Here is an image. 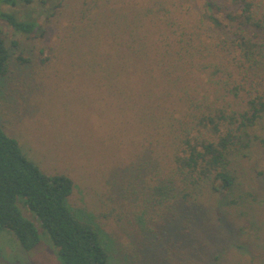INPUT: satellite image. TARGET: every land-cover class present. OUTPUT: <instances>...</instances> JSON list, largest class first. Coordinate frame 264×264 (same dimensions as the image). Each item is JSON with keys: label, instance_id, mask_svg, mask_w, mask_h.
<instances>
[{"label": "trees", "instance_id": "1", "mask_svg": "<svg viewBox=\"0 0 264 264\" xmlns=\"http://www.w3.org/2000/svg\"><path fill=\"white\" fill-rule=\"evenodd\" d=\"M19 1L48 3L0 0V19L29 38L43 35L46 29L35 20L1 10ZM221 1L83 0L84 59L91 66L103 62L113 80H139L126 87L128 98L142 100V121L149 123V154L139 167L145 193L138 206L166 226L190 203L191 188L219 197V209L233 204L240 218L247 210L249 232L260 228L259 217L255 205L243 200L247 192L231 167L250 143L259 140L264 148V140L250 130L264 117V11L255 0ZM18 44L13 41L12 47ZM12 63L11 45L0 31V85L12 74ZM258 175L264 179V170ZM73 191L69 175L45 172L0 123V228L10 230L27 251L40 245L37 227L18 207L24 197L63 264H111L106 235L68 205ZM220 210L215 217L225 221Z\"/></svg>", "mask_w": 264, "mask_h": 264}, {"label": "rangeland", "instance_id": "2", "mask_svg": "<svg viewBox=\"0 0 264 264\" xmlns=\"http://www.w3.org/2000/svg\"><path fill=\"white\" fill-rule=\"evenodd\" d=\"M82 1L2 6L3 12L35 20L46 31L29 38L0 19L13 58V72L0 85V123L45 172L73 179L68 205L106 235L111 264H264V179L258 175L264 170V148L259 140L231 167L247 192L243 200L255 205L256 231L247 232V210L240 218L233 204L220 210L219 197L191 188L190 203L166 226L138 206L137 198L145 193L139 167L149 154V123L142 121V100L128 98L126 87L139 80H113L103 62L91 66L84 59L88 37L82 34ZM255 1L264 11V0ZM53 4L59 7L53 10ZM13 41L18 46L12 47ZM18 55L29 62H18ZM250 130L264 140V117ZM17 204L37 227L41 243L27 251L10 230L0 228V264H63L59 248L25 198ZM219 210L225 221L215 217Z\"/></svg>", "mask_w": 264, "mask_h": 264}]
</instances>
